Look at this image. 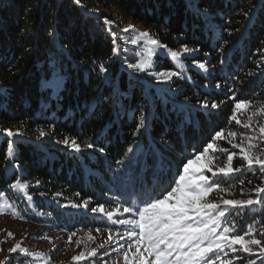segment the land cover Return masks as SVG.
I'll use <instances>...</instances> for the list:
<instances>
[{"label":"trees","instance_id":"trees-1","mask_svg":"<svg viewBox=\"0 0 264 264\" xmlns=\"http://www.w3.org/2000/svg\"><path fill=\"white\" fill-rule=\"evenodd\" d=\"M82 4L0 0V190L19 212L13 216L8 210L16 221L42 231L71 234L111 227L106 216L91 209L104 204L111 210L116 201L135 203L161 191L175 176L179 158L188 155L193 145L199 151L221 129L225 138L215 144L225 151L210 150L214 169L225 165L231 152L236 153L233 168L240 167L246 162L233 144L246 147L241 137L257 135L259 125H264V116L257 115L251 127L242 126L249 123L242 113L252 116L256 106L264 104V0H82ZM246 11L251 23L243 15ZM105 17L112 21L109 27L121 49L119 58L112 55ZM128 25L135 29L123 31ZM145 31L172 51H179L182 44L198 47L195 59L205 61L211 75L194 65L190 54L174 59L160 49L152 57L151 70L175 68L180 77L160 83L144 73H132L122 61L125 56L129 62L147 58L150 45L147 38H139ZM132 39L136 45L130 43ZM224 41L228 44L221 65L219 49ZM101 62L110 70L111 83L94 70ZM206 80L207 88L202 87ZM205 97L219 107H199L197 100ZM245 99L252 106L235 110V102ZM234 111L240 124L232 119ZM141 116L146 117V128L134 135ZM40 128L49 135L40 137ZM3 129L22 134L9 137ZM229 132L237 135L230 137ZM65 136L80 143L82 151L66 148ZM90 142L93 149L83 148ZM130 147L134 153L127 151ZM205 174L229 189L219 194L226 199H256L254 189L264 187V169L258 165L242 167L230 176ZM17 178L30 185L31 201L7 188ZM209 198L219 197L213 193ZM233 218L236 233L244 235L250 227L259 233L264 229V204L239 212L232 209L229 220ZM119 226L113 229L120 230ZM235 255L229 252L226 258ZM250 258L256 264L264 260L258 249ZM29 261L18 256L11 263ZM233 264L241 261L233 259Z\"/></svg>","mask_w":264,"mask_h":264},{"label":"snow or ice","instance_id":"snow-or-ice-1","mask_svg":"<svg viewBox=\"0 0 264 264\" xmlns=\"http://www.w3.org/2000/svg\"><path fill=\"white\" fill-rule=\"evenodd\" d=\"M74 3L79 7H84L82 0H74ZM203 14L207 15V13ZM243 15L251 23L250 11L244 12ZM104 23L112 37V55L119 58L121 49L117 46L115 32L109 27L112 21L105 17ZM134 29L135 25H128L123 31L128 32ZM139 38H147V44L150 47H147L146 50L147 58L140 62H129V58L127 56L124 57L122 66L131 70L132 73H144L146 76H150L160 83L172 81L173 77H180L182 73L175 70V68L151 70L153 69L152 57L158 56L159 52L157 49H160L164 51L166 56L174 59H179L183 54H190L193 57L192 63L207 75H211L207 72L206 62L195 59V55L200 51L198 47L190 48L187 44H182L179 51H172L166 44L151 38L150 33L147 31L140 32ZM130 43L136 45L137 40L132 39ZM227 44L228 41H224V45H221L219 49L221 52L219 63L221 65L225 63L226 54L224 49ZM133 51L135 52V49ZM204 55L207 57L209 54L205 53ZM94 70H97L98 74L105 81L111 83L109 80L111 73L105 63H99L98 67ZM136 78L140 79L138 75ZM185 79L188 78L185 77ZM209 83L206 80L202 87L207 88ZM216 87H220L219 83L216 84ZM169 91H172L171 85H169ZM232 99L235 100V97ZM197 104L203 109H208L209 107L215 109L219 107V104L214 100L210 103L207 97L198 99ZM250 106H252V101L246 99L235 102V110L237 111L249 109ZM183 107H187V105ZM257 115L264 116V104L256 106L252 116L248 117L249 123H244L242 126L244 128L251 127L252 117ZM232 119L236 120L238 124L241 123L237 119L235 111L233 112ZM141 128H146V117L144 116H141L134 135ZM3 131L9 137L22 134L19 130L3 129ZM38 131L40 137L49 135L43 128H40ZM258 131L260 137L264 138V125H259ZM227 135L235 137L237 134L229 132ZM223 138H225L224 131L221 129L216 131L214 136L202 145L199 151L193 145L188 155L179 158L181 159V164L178 166L175 176L162 187L161 191L156 192L154 190L147 199H138L135 203L126 200L123 204L116 201V206L111 208V210L106 209L104 204H97L96 207L91 209L92 212H98L112 221V226L108 229L105 243H111L113 239L123 238V235H127L129 238L130 242L127 244V250L123 252L124 264H233V259L240 260L241 264H243L245 259L247 260V264H256V261L250 257L255 254L257 249L259 255L264 257V229L256 233L250 227L246 234L241 235L235 232V218L229 220L232 209H236L239 212L244 209H251L257 204H264V197L260 196L261 193H264V187L257 186L254 189L257 193L256 199H226L219 194L228 192L229 189L222 187L220 183L212 180L205 174L206 172L211 173L212 177H217L218 174L230 176L233 172H239L242 167L252 168L253 165H258L261 169H264V153L258 155L252 151L256 147L253 143H249L246 147H241L240 144H233V148H240L242 161L246 163H242L240 167L233 168V157L236 153L231 152L227 154V163L214 169L213 162L215 157L209 153L210 150L225 151L224 149H217L215 144L217 139ZM248 139L252 141L254 137H249ZM62 143L66 148H70L75 153L82 151V145L68 136L63 138ZM94 147L95 144L91 142L83 145V148L87 149H93ZM98 151L103 153L105 149L99 148ZM127 151L134 153L135 149L130 147ZM181 152L183 153L184 149H181ZM12 156L13 144L9 142L7 157L11 158ZM118 163L122 167L124 166L122 162L118 161ZM194 165L195 167H193ZM39 183L40 181L37 180L36 184L39 185ZM239 183L243 184L244 181L240 180ZM248 183L252 182L248 181ZM29 187L30 185L22 183L20 178L15 179L7 185L9 190L22 193L23 198L31 201L32 195L28 192ZM213 193L218 195V200L209 198ZM4 196L5 192L0 190V197ZM72 206L80 207L78 204H73ZM83 206H88L87 200L83 202ZM6 209H11L13 216L19 215L14 205L0 204V214H3ZM116 224L124 227L123 234L119 229H116L115 232L113 231ZM96 231L99 232L100 229L97 228ZM8 235L11 236L12 233H8ZM75 235L76 233L72 232L68 240L71 241L72 236ZM257 236L260 238H257ZM42 238L52 242L49 237L45 236ZM88 238L89 240L95 239L91 235V232H89ZM237 245H239V248L236 247ZM8 251L10 253H16L17 251L26 253L27 249L21 248L20 244L17 243L8 249ZM229 252L237 255L233 258H226ZM240 252L247 254V256L240 257L238 255ZM88 255L96 256V249H91ZM82 258H84L83 253L76 255L73 259L80 261ZM0 264H10V261L5 257L4 260H0ZM261 264H264V260L261 261Z\"/></svg>","mask_w":264,"mask_h":264},{"label":"rangeland","instance_id":"rangeland-1","mask_svg":"<svg viewBox=\"0 0 264 264\" xmlns=\"http://www.w3.org/2000/svg\"><path fill=\"white\" fill-rule=\"evenodd\" d=\"M102 12L108 13L109 11L102 10ZM242 116L244 119L248 118L245 112L242 113ZM242 116L241 120H243ZM255 126L252 123V127ZM249 137H254V139L249 141ZM241 138L246 145L255 144L256 147L252 151L258 155L264 153V138L260 137V133L257 135L253 133ZM0 204H7L6 198L0 197ZM8 210L6 209L3 214H0V249H2L0 250V260L7 257L12 264V260L18 256H24L30 258L28 264H124L123 252L127 250L129 238L127 235H123V238L113 239L111 243H105L109 229L106 225V227L99 228V232L96 229L78 230L69 241L70 234L56 233L45 229L42 231L36 226L18 222L9 214ZM119 228L123 234L124 227L119 226ZM115 230L113 229L114 232ZM89 232L95 238L94 240H89ZM8 233H12V235L9 236ZM45 236L51 238L52 242L42 238ZM17 243L20 244L21 248L27 249V252L10 253L8 249ZM93 248L96 249V256L94 257L88 255ZM81 253H83L84 258L80 261L73 259Z\"/></svg>","mask_w":264,"mask_h":264}]
</instances>
